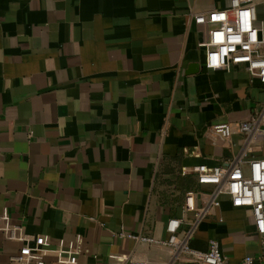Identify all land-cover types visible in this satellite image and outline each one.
Wrapping results in <instances>:
<instances>
[{
  "label": "crops",
  "instance_id": "crops-1",
  "mask_svg": "<svg viewBox=\"0 0 264 264\" xmlns=\"http://www.w3.org/2000/svg\"><path fill=\"white\" fill-rule=\"evenodd\" d=\"M231 0H0V213L24 233L59 242L84 236L78 264L129 256L194 264L119 236L168 238L186 194L204 206L215 188L192 172L235 160L239 124L264 109V85L244 66H205L194 16ZM264 23V3L257 7ZM230 124L229 141L212 128ZM253 156L264 159V136ZM217 240L230 264H264L252 212L226 196L191 241ZM22 243L0 232V264Z\"/></svg>",
  "mask_w": 264,
  "mask_h": 264
},
{
  "label": "built area",
  "instance_id": "built-area-1",
  "mask_svg": "<svg viewBox=\"0 0 264 264\" xmlns=\"http://www.w3.org/2000/svg\"><path fill=\"white\" fill-rule=\"evenodd\" d=\"M264 0H231L226 9L196 14L194 23L205 30V40L200 47L205 49V66L210 70L230 71L234 66L247 68L252 78L264 85V23L259 21L257 7ZM213 133L223 141L233 136L230 124L213 126ZM239 132L245 136L247 145L235 160L209 169L196 166L192 172L200 185L215 188L212 199L204 206L196 203V193L186 194L185 213L192 219L171 218L166 225L168 238L159 240L143 234L121 232L122 238L160 248L173 258L187 257L194 264H230L223 254L220 243L210 240L205 252L194 250L191 241L200 223L220 206V197L226 196L234 208L252 212L256 232L264 238V159L255 158L253 149L264 136V109L250 120L239 124ZM0 232L6 240L22 243L19 251L8 260L10 264H49L45 256L49 252V240L45 236H30L24 233L22 224H13L7 210L0 213ZM83 234H77L74 242H59L54 250L57 264H78V258L86 254ZM111 264H149L129 256H110ZM239 264H256L252 256Z\"/></svg>",
  "mask_w": 264,
  "mask_h": 264
}]
</instances>
